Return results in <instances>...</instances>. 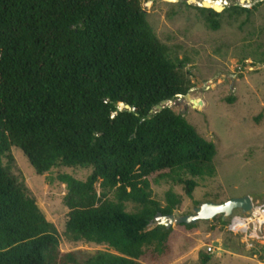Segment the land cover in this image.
<instances>
[{
    "label": "trees",
    "instance_id": "obj_1",
    "mask_svg": "<svg viewBox=\"0 0 264 264\" xmlns=\"http://www.w3.org/2000/svg\"><path fill=\"white\" fill-rule=\"evenodd\" d=\"M224 1L231 6L222 13L196 8L214 31L224 15L264 4ZM184 68L141 0H0V264H143L149 249L168 251L173 228L152 225L183 198L169 192L163 206L149 179L159 174L155 185L182 187L192 199L199 181L217 176L215 143L183 115L157 110L190 92ZM14 148L39 176L93 169L86 181L59 177L70 210L65 236L105 250L62 251L56 226L12 173ZM212 260L203 255L202 264Z\"/></svg>",
    "mask_w": 264,
    "mask_h": 264
},
{
    "label": "rangeland",
    "instance_id": "obj_2",
    "mask_svg": "<svg viewBox=\"0 0 264 264\" xmlns=\"http://www.w3.org/2000/svg\"><path fill=\"white\" fill-rule=\"evenodd\" d=\"M204 1L141 0L155 35L173 58L185 65L183 72L191 85L188 95L161 106L183 115L218 149L217 176L199 181L192 199L182 187L155 185L159 174L149 179L154 198L163 206L167 193L182 196L183 204L176 211L182 216L194 214L201 204L243 197L264 206V4L252 15H224L219 19L220 29L214 31L196 9ZM214 1L221 12L231 6L224 0ZM120 108L129 110L123 105ZM11 155L12 173L26 183L47 220L56 226L62 251L105 250L87 243H70L65 236L70 210L65 205L67 187L59 177L70 175L86 181L93 169L58 168L39 176L20 149L14 148ZM9 162L4 159L5 165ZM137 207L130 204L128 211ZM242 215L237 210L226 225L217 217L199 222L193 230L174 226L168 251L160 256L149 249L141 262L202 264L203 255H209L213 258L210 264H264V232L256 238L230 228L232 220Z\"/></svg>",
    "mask_w": 264,
    "mask_h": 264
},
{
    "label": "water",
    "instance_id": "obj_3",
    "mask_svg": "<svg viewBox=\"0 0 264 264\" xmlns=\"http://www.w3.org/2000/svg\"><path fill=\"white\" fill-rule=\"evenodd\" d=\"M240 4L242 6L247 7L246 5H250L252 4V2L250 0H240ZM201 7L207 9H214L218 13H221V11L217 8H210L206 6H201ZM224 10L225 8H223V11ZM179 97H183V95H180ZM167 103L168 102H163L162 104H167ZM157 109L161 111L164 108L160 105L157 107ZM237 210L241 211L244 216L251 214L253 210L252 198L243 197L238 199H231L223 203L208 202L205 204H201L198 208L195 209L194 214L187 216H182L178 212L169 216H163L161 214H158L155 219L156 225L153 228H156L157 226H164L170 229L180 224L196 225L202 221H212L220 216H222V219L225 222L226 220L233 218Z\"/></svg>",
    "mask_w": 264,
    "mask_h": 264
},
{
    "label": "built area",
    "instance_id": "obj_4",
    "mask_svg": "<svg viewBox=\"0 0 264 264\" xmlns=\"http://www.w3.org/2000/svg\"><path fill=\"white\" fill-rule=\"evenodd\" d=\"M237 218L243 221V226L244 228L247 227V230L244 231V228H241L240 230L234 229L235 220ZM230 228L232 231H236L240 234H244L246 236H249L250 234L252 237L259 238V234L264 232V206H257L253 203V210L251 214L235 217L232 220ZM208 251L213 252L212 248H209Z\"/></svg>",
    "mask_w": 264,
    "mask_h": 264
},
{
    "label": "bare ground",
    "instance_id": "obj_5",
    "mask_svg": "<svg viewBox=\"0 0 264 264\" xmlns=\"http://www.w3.org/2000/svg\"><path fill=\"white\" fill-rule=\"evenodd\" d=\"M190 1H192V2L195 3V4H197V3L199 2V0H190ZM202 1H203V0H202ZM205 1H206V0H205ZM221 1H222V0H221ZM215 4H216V1H214V0H208V1H206L205 3H203L202 5H203V6H206V7H208V6L215 7ZM196 104L198 105L199 103L197 102ZM241 228H244V226H243V221L237 218V219L235 220V226H234V229H236V230H240ZM245 230H247V227L244 228V231H245Z\"/></svg>",
    "mask_w": 264,
    "mask_h": 264
},
{
    "label": "clouds",
    "instance_id": "obj_6",
    "mask_svg": "<svg viewBox=\"0 0 264 264\" xmlns=\"http://www.w3.org/2000/svg\"><path fill=\"white\" fill-rule=\"evenodd\" d=\"M222 13V12H221Z\"/></svg>",
    "mask_w": 264,
    "mask_h": 264
}]
</instances>
